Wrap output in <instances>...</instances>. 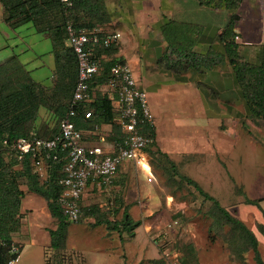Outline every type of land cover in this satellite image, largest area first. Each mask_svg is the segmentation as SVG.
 Wrapping results in <instances>:
<instances>
[{
	"label": "crops",
	"instance_id": "obj_1",
	"mask_svg": "<svg viewBox=\"0 0 264 264\" xmlns=\"http://www.w3.org/2000/svg\"><path fill=\"white\" fill-rule=\"evenodd\" d=\"M69 5V17L75 24L121 32L120 41L100 57L103 63L121 59L131 65L138 86L149 95L155 117L156 138L160 140L161 147L172 149L173 144L162 143L163 139L181 137L180 146L188 149L191 145H188L186 138L193 136L197 142L192 146L198 149L255 147L254 139L259 142L256 149H264V119L251 116L241 85L225 57V44L220 39L222 29L228 24V21L223 24L225 22L220 17L221 10H228L224 5L217 7L215 1L204 4L202 0H71ZM228 11L227 20L231 14ZM236 12L239 14L235 31L238 33L240 56L249 63L259 64L264 58V0H241ZM260 15L262 25L258 24L255 28V18ZM178 24L183 25L184 29L181 30ZM187 28L194 31L193 34ZM188 48L196 55H211L216 61L222 60L212 66L191 65L182 71L178 64H183L185 57L179 52ZM98 93L112 97L105 82L95 84L93 94L96 96ZM208 126L211 129L206 131ZM99 127L101 135L106 137L114 130L109 123ZM208 137H211V143ZM97 141V135L87 140L89 144ZM250 183L253 182H247L246 185ZM261 184L264 185V181ZM90 190L91 187L84 198ZM251 193H247L243 202L232 206L234 209L228 208L233 209L231 211L254 231L260 259L264 263V193ZM236 195L232 194L229 201L237 202ZM217 198L222 203L220 197ZM171 199L179 205L178 209L168 205L169 201L166 202L168 210L165 212L151 215L156 210L152 206L146 209L148 216L153 219L142 221L145 231L149 228L156 232L155 236L160 235L166 223L180 211L182 205L172 196ZM248 199L262 200L259 205H254ZM26 205L28 203L25 202ZM163 216L167 218L166 223L157 225L158 218ZM180 224L179 220L177 225ZM184 224L179 232L175 230L177 225H174L168 236L170 242L178 245L180 258L184 254L182 249L184 251L190 245L196 250L199 264H222L224 261L225 264H239L232 258V252L223 238L222 241L218 236L215 240L210 238L206 224ZM186 231L191 234L188 235ZM156 238L155 244L161 240ZM132 240H137V245L132 247L133 256L140 255V260L143 259L152 246L138 239L137 229ZM201 241L202 248L199 246ZM159 257L154 256L152 259ZM245 257V264H257L253 251L246 252Z\"/></svg>",
	"mask_w": 264,
	"mask_h": 264
},
{
	"label": "trees",
	"instance_id": "obj_2",
	"mask_svg": "<svg viewBox=\"0 0 264 264\" xmlns=\"http://www.w3.org/2000/svg\"><path fill=\"white\" fill-rule=\"evenodd\" d=\"M211 1H215L217 7L224 5L231 12L228 24L220 33V39L225 44V57L230 62L241 85L251 116L264 119V58L259 64L245 61L240 56L237 42L238 33L235 31V25L239 19V14L236 11L241 0H202V3L209 4ZM0 2L4 11V21L12 29L31 23L37 32L43 33L52 40L51 52L55 57V71L60 72L52 90L55 95H63L64 98V101L59 100L60 97L52 100L53 95L48 92V86L34 80L31 71L26 68L25 63L18 59L16 54L0 62V264H9L11 259L16 258L22 252V247L17 246L13 237L22 225L21 209L25 192L20 186V179H26L29 190L46 200L51 215L57 219L56 227L48 230L50 248L56 252H61L67 246L70 222L63 215L58 203L62 187L57 183V178L62 161L52 165L48 179L42 183L39 175L34 171L29 156L22 161L19 165L20 168H15L18 166V161L10 158L7 154L9 151L8 144L21 136L54 138L59 135L60 121L66 113L73 95L78 71L76 56L67 43L66 22L72 21L69 17L71 5L61 0H0ZM74 25L92 26L75 23ZM178 27L182 30L184 26L178 24ZM187 31L192 34L194 32L189 28ZM193 41H195V34ZM113 47L114 45L108 49L100 48L97 55L100 56ZM179 53L185 57L183 64L180 66L178 64L182 71L191 65L212 66L222 60L216 61L211 55H196L190 48L181 50ZM114 61L110 60L103 63L100 73L95 77V82L92 84V90L95 84L107 80L110 67ZM53 104L57 105L54 109L51 107ZM42 107L51 109L56 116V121L53 123L48 120L38 122ZM89 108L92 109L93 116L91 118H84L82 113H79L75 118L78 129L92 131L95 126L109 123L114 130L108 136L107 143L109 144L112 140L121 137V129L118 124L119 115L114 109L113 99L109 94L98 93ZM143 132L152 139L148 147L149 152L158 156V160L162 162L164 169H168L166 163H169L171 169L177 173L175 162L169 158L167 153L156 148V126L145 125ZM100 134L99 127L98 141L89 144L87 140L90 136H88L86 144L99 143ZM181 179L189 185H193L203 196L204 201L210 202L209 209L202 214L213 220L212 223L206 224L210 238L215 240L216 235L220 232L219 234L222 235L224 242L232 252V258H235L239 264L246 263L245 253L250 250L255 253L257 264H264L260 259L258 240L254 231L248 228L241 218L224 206L216 197L205 191L193 178L181 175ZM115 199L123 209L122 217L118 221L112 220L104 214H99L98 205L86 207L82 205L83 215L81 219L84 215H92L96 218L95 224H106L109 229L129 232L130 236H134L135 230L142 224V220H135L132 217L129 206L124 204L122 198L116 197ZM261 200L248 199V202L259 205ZM173 218L190 222V224L203 221L199 215L189 216V213L184 211L175 213ZM226 228L228 229L226 230ZM189 246H186L184 251L182 249L184 254L180 264H199L196 250ZM14 247L16 250H13ZM162 250L163 247L160 248V251ZM150 263L169 264L163 256V251L161 257L153 259ZM45 264H49L48 258H46Z\"/></svg>",
	"mask_w": 264,
	"mask_h": 264
},
{
	"label": "rangeland",
	"instance_id": "obj_3",
	"mask_svg": "<svg viewBox=\"0 0 264 264\" xmlns=\"http://www.w3.org/2000/svg\"><path fill=\"white\" fill-rule=\"evenodd\" d=\"M221 11V21L226 24L230 19H226L228 10ZM260 18L261 15L255 18V28L258 24L262 25ZM52 48L51 39L36 32L31 24L12 29L4 21L3 7L0 2V62L16 54L18 59L25 63L26 68L31 71L34 80L48 86V92L53 95L52 100L60 97L59 100L64 101L63 95L57 96L52 90L60 76V72L55 71V57L51 52ZM55 105L51 107L54 109L57 106ZM55 118L51 109L42 107L38 122L48 120L53 123L56 121ZM180 122L182 123L183 120ZM208 129L211 127L208 126L206 131ZM208 138L210 139L207 140L211 143V137ZM180 140L181 137L161 140L162 143L173 144L172 149H164L161 147L160 140L156 138V148L167 153L169 158L175 162L177 173L166 162L164 163L168 165V169H164L158 156L150 153L153 183L147 180L141 169L131 163L125 164L115 178L116 188L113 191L90 190L88 196L82 199L81 204L84 207L98 205L99 214L118 221L122 217L123 209L115 198H122L124 204L129 206L130 213L135 220L141 219L143 222H149L153 219L152 216H148L146 210L149 206L156 210L151 215L168 210L167 201L170 203L168 205L174 207L173 209H178L179 205L171 199L172 196L182 205L180 212L189 213V216L199 215L203 224H209L212 223V218H206L202 214L209 209L210 202L204 201L203 196L193 185L181 179V175L193 178L205 191L216 198L220 197L222 204L226 207L233 208L235 204L243 202L247 193L252 192L253 195L264 193V185L261 184L264 181V149H256V144L258 146L259 142L255 139L253 140L255 147L243 146L242 149H198L192 146L197 142L193 136H187V143L191 146L184 149L180 146ZM46 167L44 175L38 174L34 167L42 183L48 179L51 170L50 167ZM247 182L253 183L246 185ZM20 186L24 189L25 196L21 209L22 225L20 230L13 235L17 246L22 247L17 264H45L46 258L49 259V264H151L154 256L159 257L160 254V257L162 256L163 250L160 253L159 250L163 247L161 244L164 241L155 244L156 236L158 240L161 237L157 234L155 236L156 232L149 228L145 231L144 224L137 228V237L145 244H150L152 249L149 248L145 257L140 260V255L133 256L132 247L137 245V240H132L134 236H130L129 232L109 229L106 224H95L96 218L92 215H84L79 222L70 223L67 246L61 252H56L50 248L48 230L56 227L57 219L51 215L46 200L29 190L26 179H20ZM234 193L237 194V202L229 201ZM25 202L28 205L25 206ZM166 217L168 218V213ZM166 217L158 218L156 224L163 226L166 223ZM180 223L175 228L178 232L182 231L181 229L185 226L183 221ZM219 233L216 236L222 241V235ZM166 241L168 240H165L167 246L178 249L177 244ZM199 246L203 247L202 241ZM222 264H225V261Z\"/></svg>",
	"mask_w": 264,
	"mask_h": 264
},
{
	"label": "built area",
	"instance_id": "obj_4",
	"mask_svg": "<svg viewBox=\"0 0 264 264\" xmlns=\"http://www.w3.org/2000/svg\"><path fill=\"white\" fill-rule=\"evenodd\" d=\"M71 3V0H61ZM67 43L77 60V81L66 113L60 121V133L54 138L38 136L16 138L8 144V156L18 161V166L29 156L40 175L46 173V166L62 161L57 183L62 187L58 197L62 213L70 223L79 222L83 209L81 201L89 187L103 192L116 188L115 178L125 164H133L145 174L150 183L154 182L151 156L148 150L152 142L143 132L145 125H155L149 95L141 89L134 77L131 65L124 60H115L105 81L108 93L112 95L114 109L118 112L121 137L107 144L106 135H99V143L87 145L88 136L98 135L99 126L92 131L78 129L75 118L82 113L91 118L90 104L95 96L92 84L100 73L103 61L97 55L100 48L116 45L122 35L120 31H106L99 26H75L66 22ZM238 38V37H237ZM148 166V168H147ZM49 176V175H48ZM178 219L169 220L160 236L163 242V256L169 264H180L181 252L167 246L169 232ZM13 250H16L14 247ZM19 254L9 264H17Z\"/></svg>",
	"mask_w": 264,
	"mask_h": 264
}]
</instances>
